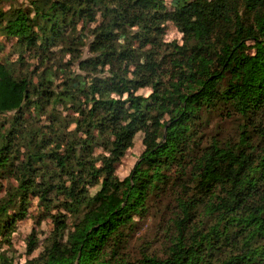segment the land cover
Instances as JSON below:
<instances>
[{
	"label": "trees",
	"instance_id": "obj_1",
	"mask_svg": "<svg viewBox=\"0 0 264 264\" xmlns=\"http://www.w3.org/2000/svg\"><path fill=\"white\" fill-rule=\"evenodd\" d=\"M0 1V264H20L7 251L34 199L73 222L51 215L23 264H264V0ZM168 24L180 41L165 42ZM6 42L42 72L12 63ZM66 55L80 73L48 67ZM168 188L158 252L131 261L138 220Z\"/></svg>",
	"mask_w": 264,
	"mask_h": 264
},
{
	"label": "rangeland",
	"instance_id": "obj_2",
	"mask_svg": "<svg viewBox=\"0 0 264 264\" xmlns=\"http://www.w3.org/2000/svg\"><path fill=\"white\" fill-rule=\"evenodd\" d=\"M30 0H16L15 7H23V8H29L30 7ZM10 6V3L6 1H0V8L3 10H7ZM181 35L178 33V31L171 25L168 24L166 34L164 36L165 42H172V41H180ZM1 41L3 39L0 38ZM87 48H83L81 50V58L82 59H88L90 55L87 53ZM5 53L8 55V58L11 60L14 64H25L27 68L30 71L36 70L37 73L42 72V69L39 68L36 58H32L29 54H26L24 57L25 59L23 62L17 63V56L12 48H10L9 44L6 42V49ZM59 63L61 65L67 64V69L69 70V74L72 73H80V71L77 68V63H74L73 65L68 64L69 63V56H65V58H61V60L58 62V60H55L52 65H48V67L53 68L54 71L58 70ZM63 71V69H61ZM63 80V74H57L56 80H55V87H58V85ZM33 81L36 82L37 79L35 76H33ZM149 90L144 89L140 90L138 94H142L144 96H147L149 94ZM30 119L33 116H36V113L30 112ZM29 116L26 115V118ZM45 116H41V118L38 120L36 119L34 124L35 125H42L45 121ZM214 127L217 125L219 126V129L222 130L224 133H230L233 131V129L236 127L237 122L235 120H221L220 118H215ZM141 134H137L134 142L133 147L129 149L124 157L120 160L119 164L116 167L115 175L120 179H124L127 177L132 170L134 164L136 163L138 157L140 156L143 147L141 145ZM174 188H168V191L165 192V196L162 198V200L157 205V211L152 210L150 212V215L146 216L142 220H138V225L135 229L134 234H132V237L129 241V246L127 250L128 258L131 261H135L138 259V252L140 249H142L145 246L150 245L152 251L158 252L159 243H162V236L163 228L161 229L159 218L160 217H166V209L170 208L172 203V197L174 193ZM167 206V208H166ZM57 211H61L63 214L64 212L61 207H58V204H56L55 208H43V206H39L37 200H32L30 202L29 207L27 208V214L25 217H23L17 224L16 228L11 236V248L8 249L7 255L14 260L16 263L23 264L25 260L36 257L39 252L42 250V247L45 243V240L48 238L50 231L52 230V222L50 219L51 215H55ZM66 215V214H65ZM67 222L68 225H70L73 221L72 218L68 215ZM34 232L36 239L38 241L36 250L31 254H26V241L28 236ZM143 246V247H142ZM142 247V248H141ZM143 250V249H142Z\"/></svg>",
	"mask_w": 264,
	"mask_h": 264
}]
</instances>
